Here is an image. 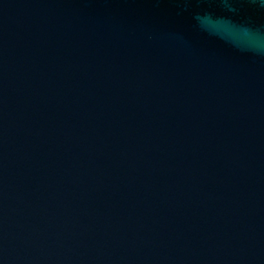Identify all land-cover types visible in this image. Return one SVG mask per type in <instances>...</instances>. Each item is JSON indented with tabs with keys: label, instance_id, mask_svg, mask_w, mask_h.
<instances>
[{
	"label": "water",
	"instance_id": "95a60500",
	"mask_svg": "<svg viewBox=\"0 0 264 264\" xmlns=\"http://www.w3.org/2000/svg\"><path fill=\"white\" fill-rule=\"evenodd\" d=\"M0 264H264V0H0Z\"/></svg>",
	"mask_w": 264,
	"mask_h": 264
}]
</instances>
